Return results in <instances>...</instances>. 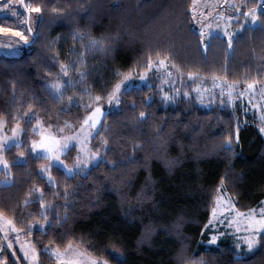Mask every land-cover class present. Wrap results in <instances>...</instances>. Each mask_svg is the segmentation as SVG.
Segmentation results:
<instances>
[{
  "label": "snow or ice",
  "instance_id": "1",
  "mask_svg": "<svg viewBox=\"0 0 264 264\" xmlns=\"http://www.w3.org/2000/svg\"><path fill=\"white\" fill-rule=\"evenodd\" d=\"M221 3L222 0H217L216 4L207 5V13L203 9L198 12L196 0H192V5L189 6L192 22L199 25L198 42L205 53L216 29L223 30L229 48L236 38V33L230 30L233 15H225L222 9L216 11L221 7ZM227 7L234 10L237 24H241L240 15L244 17L245 22L253 25L264 23L258 15L264 13V0H256V3L251 5L246 0H239L238 3L227 0ZM76 9L84 12L85 15H89L92 11L90 7L85 9L79 3L76 4ZM0 10H7L15 20V26L0 23V34L2 39L7 41V43L0 42V57L22 61L20 65L6 66L12 68V72L8 74L15 78L8 81L11 86L12 107L8 109L7 115L0 113V166L4 170L0 184L8 186L15 183L9 171L11 162L4 156L5 151L13 146L18 149L15 160L17 164H28L30 159L40 161L42 158L45 161L37 163L35 168L28 169V178H31L32 172H35L42 183L33 180L25 193L24 200L18 205L25 232H30L35 227L41 234L47 235L49 229L55 230L57 226L66 223L70 215L69 204L73 202L70 198L75 196L77 188L85 178L91 180L93 190L97 193H102L106 186L120 192L123 187L132 184V177L129 175L130 166L141 159L145 161L143 167L147 175L136 193L137 203L143 206L146 201H151L152 208L159 210L157 206L160 201L155 200L154 195H149V191L153 194L158 191L160 178L154 177L151 171V154L141 152L145 148V142L137 138L138 133L121 135L126 128L130 127L135 132L138 127H143L146 121L151 120L155 132L152 138L153 153L161 148L164 149L159 159L166 165L169 175L172 174V169L180 163V157L169 158L167 146L170 140L178 138L165 127L167 116H160L159 123H156L151 106L157 93L160 103L165 107L178 103L181 98L190 101L193 96L202 105L215 103L216 96L220 97L219 104H232L234 95L243 100L245 95H251L256 87H260L261 98H264V79L246 78L243 81V89L237 91L241 81H229L226 74L227 64L224 65V73L216 71L202 73L199 68H185L177 63L175 54L164 48L146 47L141 54L142 60L126 70L116 67L106 78L102 74L90 71L85 58L86 53L100 52L105 56L109 55L116 47L118 32L113 34L102 32L97 36L76 26L69 27L68 32L61 31L51 36L50 30L56 27H68L65 21L73 19V5L70 2H64L62 6L48 7L47 4L32 3L31 0H0ZM243 27L244 24H241L240 30H243ZM69 33L72 43L67 45L66 51H63ZM85 37H87L86 43ZM23 65L28 66L24 71L33 73V79L38 78L43 83L47 98L38 96L34 92L29 93L27 89H17V83L22 85L27 80V77H22L19 73ZM52 67L57 70L49 71ZM3 74L4 72L0 71V76ZM154 80L158 81L155 85ZM187 85H191V88ZM153 87L156 89L155 92L145 93V88L152 90ZM69 89L72 90L71 94L66 95ZM26 93L31 96V100L27 103V107H24L23 98ZM50 101L59 107L49 108ZM37 104L43 105V109L37 107ZM252 107L255 108L256 105L253 104ZM73 109H76V119L64 117L65 113H71ZM42 112H47L48 115H42ZM53 115L57 118L55 122L52 121ZM110 115L122 126L116 127L115 123H110L108 120ZM61 117H64L62 122ZM176 117L178 120L183 119L180 112L176 113ZM260 119L259 131L264 134V113L261 114ZM21 121L24 123L22 124ZM9 123L12 124L10 129L6 127ZM184 127L189 129L191 122L186 123ZM9 131L11 135H8ZM193 135L197 134L194 132ZM22 137H26L27 142ZM221 137L219 150L223 151L226 157L235 156V148L240 142L239 126L222 130ZM117 148L118 155L115 154ZM113 156L115 158H110ZM66 157H71V162ZM230 165L229 160V167ZM97 169L102 170V176L95 172ZM54 170L62 174V178L54 175ZM77 176L81 179L77 180V185L74 187L68 183V180ZM226 176L227 172L221 175L214 186L207 191L211 205L210 214L200 232L202 235L206 234L208 239L200 243H206L209 247L217 245L220 237L225 235L219 231V227H233L239 222L235 218L228 219L235 212V217H243L246 234L236 238L234 248L237 251L234 253V259H245L257 248L264 254V200L259 202L261 207L258 210L253 207L241 212L236 204L242 193L235 188L232 193L227 191ZM46 191L50 192L53 199H45ZM61 198L62 202L58 203ZM92 199L97 205L100 204L99 195L93 196ZM29 206H33L36 211L29 210ZM61 208H63L62 213ZM28 217L33 218L28 219ZM183 219V216H178L173 227L179 229ZM153 223L150 220L149 224L145 225V231L137 240V245L149 239L151 232L155 230L152 227ZM208 229L212 231L208 232ZM0 231L19 233L22 229L16 227L14 218L6 217L0 211ZM96 231L102 230L97 228ZM176 234L179 236V231ZM65 235L66 231L58 233L61 242L64 241ZM84 242L83 236L78 242L69 238L66 246L61 249L59 244L53 241L47 244L37 241L42 244L44 252L56 258L57 264H63L62 258L71 251L77 252L83 258L84 264H110L109 260L100 253L81 250L79 245ZM242 246L245 249L243 252L240 251ZM12 247L11 241L7 242L6 248L0 245V264H9L10 258L11 264H17L19 259L28 260L29 264H40V250L35 245H30L25 250L23 258L16 257L14 252L10 255L4 254ZM111 252L120 258L123 264L124 252L114 246ZM175 260L177 264H207L203 255L198 258L186 256L184 247L176 253ZM69 264H81V261L74 260Z\"/></svg>",
  "mask_w": 264,
  "mask_h": 264
},
{
  "label": "trees",
  "instance_id": "2",
  "mask_svg": "<svg viewBox=\"0 0 264 264\" xmlns=\"http://www.w3.org/2000/svg\"><path fill=\"white\" fill-rule=\"evenodd\" d=\"M32 3L62 6L64 2L73 5V19L65 21L68 27H56L50 30V35L55 36L58 32H68L69 27L79 26L83 31H90L93 35L100 33H119L115 41L116 47L105 56L100 52L86 53V62L91 72L109 77L112 69L122 67L127 69L137 61L142 60V52L146 47L164 48L175 54L177 63L185 68H199L202 73L216 71L224 73V65L227 64V77L229 81L240 80L243 86L244 79H264V23L251 25L233 23L237 29L236 38L231 48L227 45L224 36L214 34L211 37L210 46L205 53L199 44V35L196 25L192 22L190 8L192 0H31ZM249 5L255 0H246ZM79 3L85 9L89 7L92 11L89 15L76 9ZM260 20L264 22V13H258ZM3 20H13L11 16H0ZM2 35V34H0ZM87 37H85V43ZM69 39L63 51L67 50V45L71 44ZM80 50V49H78ZM63 58V57H61ZM22 61L15 58L0 57V71L4 74L0 76V113L8 114V109L12 107L11 86L9 80L15 76L9 75L12 72L10 65H20ZM28 67L23 65L19 69L22 77H27L24 84L17 83L18 90L27 89L29 93L47 98V93L43 83L39 79H33V73L24 71ZM52 67L49 71L55 72ZM158 83V81H153ZM71 89L66 95L71 94ZM145 93L155 92L147 88ZM19 101V97L17 98ZM31 96L27 93L23 98V106ZM54 102H49L48 107L52 108ZM43 109V105L37 104ZM154 110V118L159 123V117L167 116L165 127L171 133H175L178 139L170 140L167 146L169 158L180 157V163L172 169L169 175L166 165L159 157L164 153L161 148L153 153V137L155 132L152 121H146L143 127H138L135 132L129 127L121 133L128 136L130 133L137 134L138 139L145 142L142 153L151 154L150 168L154 177L160 178L157 185L158 191L153 194L154 199L160 201L157 208H152L151 201H146L143 206L137 203L136 193L144 183L147 171L143 167V159L133 162L130 166L129 175L132 177V184L122 188L120 192L105 187L102 193L93 190L91 180H82L75 192V196L70 198L73 202L69 204V219L63 225L57 226L55 230L49 229L47 235L41 234L33 228L30 232L23 231L25 225L18 210V205L24 200L25 193L29 185L33 182L42 183L39 177L32 172L28 178V169L35 168L40 161L29 160L28 164L15 163L18 149L13 146L5 151L4 156L11 162L10 173L15 179L11 185L0 184V211L8 218H14L16 227L21 228L19 232L29 237L32 244L40 250V264L53 263L54 259L42 250V244L53 241L61 248L66 246L67 240L73 238L75 242L83 236L84 243L79 247L89 252L100 253L112 264H121V259L117 258L111 249L124 252L123 264H177L176 253L185 248V255L198 258L203 255L207 264H264V254L257 248L245 259H234L237 251L229 239L222 238L217 245L209 247L201 241H206L208 236L202 235L201 227L207 221L211 205L208 200L207 191L219 180L220 176L227 172V191L242 193L236 204L239 210L259 206V202L264 199V134L260 133L261 121L253 114L243 115L238 108H231L220 104H199L193 97L190 101L183 98L176 104H169L166 107L160 103L157 93L151 106ZM180 112L183 117L178 120L176 113ZM42 115H48L42 112ZM64 117L76 119V109L71 113H65ZM64 117H61V122ZM55 115L52 121H56ZM110 123H115L116 127H121L119 121H115L113 116H109ZM191 122V127L185 129L184 125ZM23 124L24 121H21ZM34 123V121H33ZM125 123H130L125 121ZM239 126L240 142L236 146V155L227 157L223 151L219 150L221 131ZM11 123L6 127L10 129ZM197 135H193V133ZM27 142L26 137H22ZM123 143V141H122ZM183 144V147H181ZM189 145L192 147L190 148ZM130 146V145H129ZM75 152L73 151L72 155ZM119 154L118 148L115 152ZM110 158H115L110 157ZM69 159V157H66ZM229 160L231 165L229 167ZM95 172L102 176L100 169ZM54 175L62 178V174ZM94 175V174H90ZM4 177V170H0V179ZM95 178V177H94ZM79 176L68 180L74 187L77 185ZM99 195L100 204L92 199ZM45 199H53L50 192L45 193ZM58 203L62 202V198ZM29 210L35 212L33 206ZM61 213L63 208L60 209ZM38 215V213H37ZM178 216H183L179 229L173 227ZM33 217H28L32 219ZM153 221L150 237L145 242L137 245V240L145 231V225ZM99 228L102 231H96ZM66 231L64 241L61 242L58 233ZM177 231L180 235L177 236ZM6 241H11L5 236ZM41 243H37V241ZM0 245L6 246L1 240ZM13 250V251H12ZM15 253L19 257L14 247L7 249L4 254ZM18 264L21 259L17 260ZM11 264V258L9 260Z\"/></svg>",
  "mask_w": 264,
  "mask_h": 264
},
{
  "label": "rangeland",
  "instance_id": "3",
  "mask_svg": "<svg viewBox=\"0 0 264 264\" xmlns=\"http://www.w3.org/2000/svg\"><path fill=\"white\" fill-rule=\"evenodd\" d=\"M238 2H239V0H233V3H238ZM216 3H217V0H196V5L198 6L197 10L199 12L200 9H203V11L205 13H207L208 12L207 5L216 4ZM255 3H256V1H255ZM221 9L225 12V15H233L232 23L236 22V15L231 13V11H234V10L229 9L227 7V0H222L221 7L217 8L216 11H220ZM18 10H20V9H18ZM0 16H10V15L7 13V10H0ZM240 16H242V15H240ZM241 20L244 23H249L250 24V22H245L244 17H242ZM0 23H4V24H6L8 26H15L14 18H13V20H10V21L3 20ZM195 25H196V29L198 30L199 25H197V24H195ZM230 30L233 31L234 33L236 32V28L233 27L232 24H230ZM214 34H218V35H221V36L225 37L222 29L214 30L213 31V35ZM0 42L7 43L6 40L2 39V35H0ZM187 86L189 88H191V85H187ZM209 87H211V83L210 82H209ZM242 89H243V86L238 85L237 91L242 90ZM219 99H220V97L216 96L215 97V100H216L215 103L219 104ZM249 101H251V103H249ZM215 103H212V104H215ZM253 104L256 105L255 108L252 107ZM223 106H228V107H231V108H238L243 115H246L247 113H253L261 121V119H260L261 114L264 113V98H261V89H260V87H256L255 91L251 95L246 94L243 100H240L238 97H236L234 95L233 103L232 104H226V105H223ZM8 135H11L10 131L8 132ZM74 155H75V153L73 154V156ZM68 160H69V162H71V157H69ZM1 169H3L2 166H0V170ZM262 200H264V199H262ZM259 207H261L260 204H259V206L255 207V208H257V210H258ZM240 211L241 212H246L247 210H244V211L240 210ZM234 218L237 219L239 222L236 223L233 227H227V228L224 227V226H220L219 227V231L222 232V233H225V235L221 236L220 239H222V238L223 239L224 238L229 239L230 242L233 245L236 243L237 236H241V235H245L246 234L245 231H244V229L246 228V224L244 223L243 217L237 218V217H235V212H233L232 216L228 217V219H234ZM207 231L211 232L212 229H208ZM0 232L3 235V239L1 238V240L4 243L5 246L7 245V241L5 239V236L7 238H9V239H12V244H13L14 250L17 252V254H18V256L20 258H23L25 250L28 249L30 245H33L31 240H30V238L26 237L24 234L12 232V231H0ZM61 249H63V248H61ZM244 250L245 249L242 246L240 251L243 252ZM47 254H49L54 259V262L53 263H49V264H57L56 258L54 256H52L50 253H48V252H47ZM74 260H80L81 264H84L83 258L80 257L77 254V252H75V251L68 252L67 255H65L62 258L63 264H69V262L74 261ZM21 263L22 264H29V261L25 260V259H21ZM17 264H18V262H17ZM110 264H112V263H110Z\"/></svg>",
  "mask_w": 264,
  "mask_h": 264
},
{
  "label": "crops",
  "instance_id": "4",
  "mask_svg": "<svg viewBox=\"0 0 264 264\" xmlns=\"http://www.w3.org/2000/svg\"><path fill=\"white\" fill-rule=\"evenodd\" d=\"M242 17H243V16H242ZM231 24H232V26L234 27V25H233V23H232V22H231ZM250 24H251V23H250ZM251 25H253V24H251ZM255 25H256V24H255ZM236 32H237V29H236ZM236 32H235V33H236Z\"/></svg>",
  "mask_w": 264,
  "mask_h": 264
},
{
  "label": "built area",
  "instance_id": "5",
  "mask_svg": "<svg viewBox=\"0 0 264 264\" xmlns=\"http://www.w3.org/2000/svg\"><path fill=\"white\" fill-rule=\"evenodd\" d=\"M231 13L235 15L234 11H231ZM204 105L206 106V104H204Z\"/></svg>",
  "mask_w": 264,
  "mask_h": 264
},
{
  "label": "water",
  "instance_id": "6",
  "mask_svg": "<svg viewBox=\"0 0 264 264\" xmlns=\"http://www.w3.org/2000/svg\"><path fill=\"white\" fill-rule=\"evenodd\" d=\"M0 237L3 239V235L1 234V232H0Z\"/></svg>",
  "mask_w": 264,
  "mask_h": 264
}]
</instances>
